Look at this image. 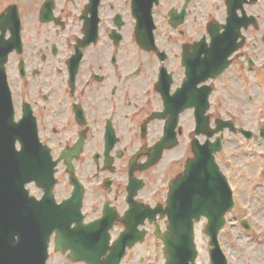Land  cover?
Segmentation results:
<instances>
[{"label":"flooded vegetation","instance_id":"af4514ba","mask_svg":"<svg viewBox=\"0 0 264 264\" xmlns=\"http://www.w3.org/2000/svg\"><path fill=\"white\" fill-rule=\"evenodd\" d=\"M53 1L56 21L41 25L51 29L46 38L51 46L23 44L20 56H10L9 60L17 56L16 63L24 69L18 86L13 85L8 72L15 121L33 120L39 141L50 148L57 162L53 187L57 212L46 264H172L174 256L191 252L187 245L173 244L190 243L188 232L180 236L171 227L187 228L191 222L196 259L188 264H264V0L254 3L261 13L248 14L256 18L258 27L244 31V44L231 55L228 69L208 82L212 87L210 127L215 129L221 120L230 121L247 127L251 135L247 138L229 128L221 134L222 149L215 154V161L232 189L235 205L224 215L225 224L216 237L207 227L219 222V215L176 213L182 207L177 179L195 158L194 146L202 155L206 153L207 137L196 134V109L187 107L180 113L177 145L166 148L158 161L156 147L165 128L172 125V111H165L160 94L159 63L150 65L135 54L130 42L124 44L127 23L113 8L111 29L105 31L102 41L107 0H100L98 9V43L82 49L79 63L71 60L81 49V16L89 0ZM188 1L160 0L155 16L169 22ZM124 2L131 4V0ZM202 2L191 0L179 31L171 30L187 35L190 7L202 8ZM41 6L33 8L32 15L24 12L26 19L37 18ZM213 6L215 14L209 13L207 6L204 22L216 18L222 25L225 6L221 12L222 6ZM117 15L124 21L118 43L111 37ZM129 25L133 27V23ZM35 58L41 59L39 68L34 67ZM169 58L167 54L166 65L172 74L168 97H172L183 88L187 76L181 62L174 67ZM183 93L186 98L195 96L198 112L204 108V85L183 88ZM190 104L188 100L184 106ZM240 113L248 117L244 125L237 119ZM237 137L245 140L238 142ZM21 145L16 142V153L22 150ZM29 155L37 156L39 162L41 152L36 147ZM28 180L24 176L11 182L24 186L30 196L42 202L48 190L44 178L39 177V183ZM189 202L192 207L193 200ZM205 202L214 199L203 197L198 205ZM180 218L185 221H178ZM245 220L247 228L242 224ZM161 235L167 236L166 242ZM236 241H248V247L242 249Z\"/></svg>","mask_w":264,"mask_h":264},{"label":"water","instance_id":"95a60500","mask_svg":"<svg viewBox=\"0 0 264 264\" xmlns=\"http://www.w3.org/2000/svg\"><path fill=\"white\" fill-rule=\"evenodd\" d=\"M98 1L93 0L92 3L88 6H93L94 8H97ZM48 11L45 13L43 12L41 21L48 22L52 19V11L53 6L50 2L46 3L45 10L48 8ZM138 1L135 2L134 5V13L135 16L138 17V27L142 29H146L144 32H140L137 29L138 34V41L139 44H141L142 47L145 49H150L151 45L153 46L154 38H153V22L150 17V9L151 5L147 6L145 10H142L141 13L138 14ZM229 6V13H230V26L228 27L227 32L225 33L224 39L227 38L236 40L239 36V33L235 32L234 29L238 28L237 25L239 23V19L236 16V11L240 8H242V3L238 0H229L228 1ZM44 10V11H45ZM148 10L149 13H148ZM17 7L13 6L7 10L8 14L3 15L0 17V29H3L4 31L9 28L12 32V39L11 41L15 45L20 46V19L17 14ZM147 25V27H146ZM95 20L93 21V27L88 28V32H92L95 29ZM215 40V39H214ZM2 43L0 40V50L2 48ZM221 50L222 55H229L226 54L227 51L232 52L233 48L232 46H224ZM197 47V46H196ZM8 51L5 52L7 54ZM221 54H217L214 57H218L221 59H225L226 56H222ZM185 57V56H184ZM191 59V58H190ZM189 59V60H190ZM187 59L184 58V64L188 65L186 63ZM6 62V57L0 58V175L3 177L6 175H14L15 177L20 175H32V177H36L37 174V166L35 162L29 161L28 164H21L18 162L16 155L11 150V120H12V106H11V100H10V93L6 82V75L5 71L3 69V65ZM191 66V65H190ZM189 66V67H190ZM216 63L215 59L212 58L209 60V62L202 64V71H201V80H204L205 77L208 76V72L215 69ZM200 80V81H201ZM207 95L205 96L204 100L206 101ZM182 96L180 95L176 101H181ZM166 106H167V100H165ZM12 131L16 132V128L12 127ZM210 134L209 136H211ZM216 148L210 151H206L204 156H201V158H196L190 166L191 169L188 171V177H186L187 180H189V184L192 187H186L187 192H184L182 194V197L184 199H187L189 197H193L194 199H201V198H209L214 196L215 199H217L216 204L220 205L221 211L219 212L220 215H222L225 211H227V207L232 205V198L231 193L229 189L227 188L224 180L222 177L219 178V172L216 165L213 166V157L211 153L213 151H217L220 147L219 143H216ZM8 149L10 150L11 155L8 152ZM26 149V146H25ZM199 157V156H198ZM12 158L13 167L12 170H8L9 165V159ZM42 163V161H41ZM43 165L44 169L40 171V173L44 174V178L46 180H52L53 174H54V165L55 163H52L51 157L49 156V152L46 149L44 159H43ZM1 177V178H2ZM185 179V180H186ZM8 182L4 180H0V263L4 264H21V257L18 255H11L10 257L8 254L17 253L21 254L20 245H18V248L15 250L13 248V245L10 241L11 238H13L14 235H18L23 241V238L25 237L24 234V214L22 213L20 209V205L23 204V200L19 196H10L5 190L8 188ZM217 190V191H215ZM203 193H202V192ZM215 191V193H214ZM24 196V195H23ZM25 197V196H24ZM23 197V198H24ZM21 200V203H20ZM27 222L29 225H31V222L34 221L35 226L33 229H36L32 235H27V244L29 246L35 245L36 239L40 236V228H45L46 224H44V220L40 218V212L39 208H37L36 205L30 204L27 207ZM204 211L205 214L208 213L209 209H199L197 208V204H195V207L192 208V212H198ZM41 223V225H40ZM210 229H212V225L210 226ZM32 262L35 263L34 258L32 257ZM30 264V263H29ZM35 264H39L37 261Z\"/></svg>","mask_w":264,"mask_h":264},{"label":"rangeland","instance_id":"374dc122","mask_svg":"<svg viewBox=\"0 0 264 264\" xmlns=\"http://www.w3.org/2000/svg\"><path fill=\"white\" fill-rule=\"evenodd\" d=\"M45 0H0V11L5 10L8 6L17 3L19 4V7L22 8L23 5V14L26 13V15H32V12L34 11L33 8H36L40 5H42V3ZM216 3L211 2V0H203V7L201 8V6L199 7V9L194 10L193 9V4L190 7V11H189V20H188V33L185 36H180L178 33L173 32L171 30V28L167 25L166 19H164L161 15L158 14L159 17V21L158 22V33L159 31L162 32L163 34H159V44H160V48L164 49L165 51H167L168 55H169V60H171V63L174 67L179 66L180 62H181V53H182V45L186 44V43H191L194 41H198L205 33H206V22H204V15H205V10L206 7L212 6L210 5L211 3H213L216 7L218 5V8H221L220 6H222V9L219 11L221 12L223 10L224 7V1L225 0H214ZM58 2L63 3L65 2V0H58ZM66 2H68V0H66ZM165 2V0H164ZM209 2V3H208ZM217 4V5H216ZM107 7V11L104 14V17L108 16L109 21L112 20V8L114 9L113 12H119L121 13L124 17H125V22L127 23L126 28L124 29L125 34H127L125 36V42L124 44L129 45V39L128 38L130 35L132 37V31L128 29L131 28V26L129 25V23H131V14H130V5L127 4L126 2H124V0H117V2L115 3L112 0H107L106 1V5ZM114 6V7H112ZM37 8V9H38ZM36 10V9H35ZM246 10L249 13L253 12V13H261L257 10V8L255 7V5H251L250 7H246ZM225 11V8L223 10V12ZM25 12V13H24ZM215 12V11H214ZM22 15V20L26 21V19L24 18V15ZM215 14V13H213ZM27 16V17H28ZM158 20V19H157ZM106 21V20H105ZM104 21V34H103V42L105 40V31H107L106 28H109V21ZM202 23V25H201ZM37 25L39 27H37ZM51 29L48 26L42 27L41 25L38 24L37 20L32 19V20H27L26 21V31H24V44L28 45V46H32V47H39L42 45H49L51 46L50 43H46L47 40L46 38H49ZM179 31V29H178ZM169 40H172L173 42H169ZM133 47V46H132ZM36 50V49H35ZM134 51L135 54H140L141 52L137 50V47L134 46ZM38 53V52H37ZM94 52H92L90 55H93ZM141 55V54H140ZM40 58V57H39ZM36 59L35 63H34V67L35 68H39V65H37V63H41V59ZM143 60H146L150 65H154L157 63L156 58H154L153 56H148V58H143ZM16 62H17V56H12L11 59L9 60V64H8V71H9V75L11 76L13 85H19L20 83V77H19V73H18V68L16 67ZM176 69V68H175ZM179 74H180V70L176 69ZM18 79V80H17ZM248 119V117L244 116L242 113L239 114V118L238 120L241 122H246V120ZM244 125V124H241ZM236 140L239 142L240 140H244L240 137H237ZM236 243L239 246H242V249H246L248 247V241L246 243V241H236ZM239 253V252H237Z\"/></svg>","mask_w":264,"mask_h":264}]
</instances>
